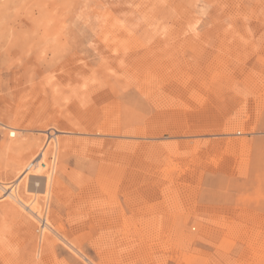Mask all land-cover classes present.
<instances>
[{
    "label": "rangeland",
    "instance_id": "374dc122",
    "mask_svg": "<svg viewBox=\"0 0 264 264\" xmlns=\"http://www.w3.org/2000/svg\"><path fill=\"white\" fill-rule=\"evenodd\" d=\"M0 180V264H264V0H0Z\"/></svg>",
    "mask_w": 264,
    "mask_h": 264
},
{
    "label": "bare ground",
    "instance_id": "6f19581e",
    "mask_svg": "<svg viewBox=\"0 0 264 264\" xmlns=\"http://www.w3.org/2000/svg\"><path fill=\"white\" fill-rule=\"evenodd\" d=\"M165 50V49H164ZM145 54V53H144ZM129 72V71H128ZM179 75V74H178ZM141 79V78H140ZM245 80V79H244ZM181 92V91H180ZM197 92V91H196ZM194 95V94H193ZM173 101V100H172ZM245 102V101H244ZM188 115V114H187ZM192 117V116H191ZM211 119V118H210ZM162 120V119H161ZM237 121V120H236ZM230 126V125H229ZM169 127V126H168ZM204 127V126H203ZM216 127V126H215ZM238 127V126H237ZM82 129V128H81ZM193 129V128H192ZM16 131L13 130V128L10 129L9 131V135L10 136H16ZM189 135V134H188ZM55 137V136H54ZM60 143V142H59ZM210 143V142H209ZM28 143L21 141L19 144L15 143V144H9L11 151H13L15 148L17 151H22L24 152V156H21L20 159L18 160L17 163V169L19 170L20 173L18 174H25L26 172H28L30 170V172L33 175H40L41 174V168L39 166V164H37L39 162V158L41 157V154L44 151L43 150H39L38 148H35V145H29L27 146ZM48 144V143H47ZM58 144V143H57ZM167 144V143H166ZM204 144V143H203ZM46 145V144H45ZM199 145V144H198ZM202 146V145H201ZM15 147V148H14ZM47 147V146H46ZM48 149V147H47ZM221 150V149H220ZM16 153V152H15ZM193 153V152H192ZM17 154V153H16ZM21 154V153H20ZM18 155V154H17ZM19 156V155H18ZM230 156V155H229ZM41 159V158H40ZM228 159V158H227ZM180 161V160H179ZM192 162V161H191ZM199 164V163H198ZM220 166V165H219ZM209 168V167H208ZM221 168V167H220ZM223 172V171H222ZM135 174V173H134ZM128 175V174H127ZM51 177H53L51 175ZM127 177V176H125ZM129 177V175H128ZM141 178V177H140ZM129 180V179H127ZM35 182V181H34ZM54 182V181H53ZM131 182V181H130ZM121 183V182H120ZM19 184L17 181H10V182H2L0 180V190L3 191V195H0V202L4 201H8L11 204V209L10 210H14V205L19 206L20 208H22L23 210H25V212H27V214H29L31 216L32 219H34V221L36 220L38 223V228L40 227V235H39V242H37V245L34 246V249H39V251H46L48 250L51 255L54 254L53 251L55 248L57 247L56 244V238L57 239H61L63 242H66V235L65 237H63L59 230H56L55 227H53L52 222L50 221L49 217L47 216V209L44 213H37L32 205H30L28 202H26L24 199L22 198V196L20 195L21 193L19 192ZM148 192V191H147ZM49 199V198H48ZM27 200V199H26ZM48 201V200H47ZM154 201V200H153ZM93 204V203H92ZM102 209V208H101ZM23 212V211H21ZM21 215H25L24 213H22ZM253 218V217H252ZM21 221V220H20ZM32 220L29 221L30 222V226L31 227H35L34 222ZM162 225V224H161ZM37 227V226H36ZM94 231V230H93ZM50 235H53L54 237H50ZM26 240V239H25ZM118 240V239H117ZM80 241V240H79ZM102 242V241H101ZM124 242V241H122ZM58 243V242H57ZM70 246V245H69ZM73 246V245H72ZM58 248V247H57ZM78 248V247H77ZM74 250L75 253L76 252V247L72 248ZM32 250V249H31ZM70 250V249H69ZM37 252V251H36ZM65 252V251H64ZM72 253V252H71ZM32 254V253H31ZM36 254V253H35ZM34 254V256H35ZM57 254V253H56ZM83 254V253H82ZM47 255V254H46ZM71 255V254H70ZM73 255V254H72ZM86 255V254H85ZM41 256V255H40ZM81 256V255H80ZM88 256V255H87ZM87 256H84V258H86ZM31 257V255H30ZM37 257V256H35ZM34 257V258H35ZM43 257V256H42ZM78 257V256H77ZM41 258V257H40ZM49 258V257H48ZM42 259V258H41ZM80 259V258H79ZM88 259V263L89 264H96L94 262H92L89 258ZM81 260V259H80ZM34 261V260H33ZM38 261V260H37ZM26 262V261H25ZM30 262V261H29ZM36 262V261H35ZM43 262V261H42ZM45 264V261L43 262ZM36 264V263H35ZM37 264H42L41 260L40 262H38Z\"/></svg>",
    "mask_w": 264,
    "mask_h": 264
}]
</instances>
